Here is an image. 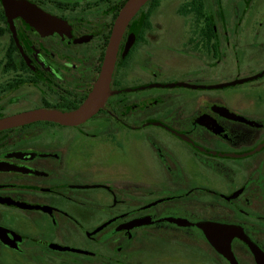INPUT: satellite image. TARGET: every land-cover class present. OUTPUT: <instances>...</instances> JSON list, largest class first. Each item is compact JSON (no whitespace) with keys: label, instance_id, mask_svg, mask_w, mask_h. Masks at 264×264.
<instances>
[{"label":"flooded vegetation","instance_id":"obj_1","mask_svg":"<svg viewBox=\"0 0 264 264\" xmlns=\"http://www.w3.org/2000/svg\"><path fill=\"white\" fill-rule=\"evenodd\" d=\"M126 2L0 0V118L82 105ZM109 90L0 131V264H256L264 0H146Z\"/></svg>","mask_w":264,"mask_h":264},{"label":"water","instance_id":"obj_2","mask_svg":"<svg viewBox=\"0 0 264 264\" xmlns=\"http://www.w3.org/2000/svg\"><path fill=\"white\" fill-rule=\"evenodd\" d=\"M146 0H127L118 14L112 29V34L105 50L104 58L100 66L98 77L88 94L86 100L78 108L71 112L63 113L54 110L36 109L27 112L14 114L0 118V131L23 126L36 121H50L65 126H74L87 120L96 110L101 107L104 101L113 92L109 90L111 73L115 64V55L118 47L120 35L124 30L127 22L132 18L136 11ZM3 5H9V0H2ZM181 225L180 220L173 221ZM138 222H136V225ZM239 237L251 250L254 255L256 264H264V254L241 233H234ZM208 240L213 246L225 257L229 254L221 248L213 238L208 236Z\"/></svg>","mask_w":264,"mask_h":264}]
</instances>
